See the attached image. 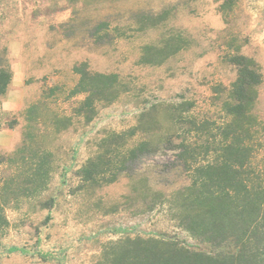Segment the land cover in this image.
I'll return each mask as SVG.
<instances>
[{
  "label": "rangeland",
  "instance_id": "rangeland-1",
  "mask_svg": "<svg viewBox=\"0 0 264 264\" xmlns=\"http://www.w3.org/2000/svg\"><path fill=\"white\" fill-rule=\"evenodd\" d=\"M138 15L150 20L141 23ZM178 39L181 48L161 63H141L145 46L170 40L176 49ZM236 53L254 60L261 74L252 114L264 146V0H0V58L11 72L0 94V204L8 222L0 264H98L102 247L125 236L184 238L168 214L170 197L188 185L177 151L162 145L113 182L106 174L98 184L84 183L79 170L106 152L111 135H122L120 152L144 138L182 136L190 126H173L172 108L186 109L183 117L215 133L227 121L222 103L236 77L228 57ZM79 65L116 76L115 95L96 102L89 121L75 114L82 95L69 94ZM49 88L54 94L46 98ZM33 104L37 126L19 152L24 113ZM144 112L148 134L129 137ZM263 149L254 159L258 167ZM36 150L49 153V175L43 189L26 195L20 186ZM155 192L164 201L152 203Z\"/></svg>",
  "mask_w": 264,
  "mask_h": 264
},
{
  "label": "trees",
  "instance_id": "trees-1",
  "mask_svg": "<svg viewBox=\"0 0 264 264\" xmlns=\"http://www.w3.org/2000/svg\"><path fill=\"white\" fill-rule=\"evenodd\" d=\"M138 16L141 23L150 20L144 15ZM105 28L99 27L97 34ZM177 42L176 49H172L170 40L162 47L145 46L141 63H161L165 56L181 48L182 41ZM228 62L236 69V77L222 103L227 121L215 133L209 130L208 124L199 126L191 118L183 117L186 109L172 108L171 124L190 126L187 133L177 137L172 131L159 136L158 141L144 138L122 152L116 143L122 135H111L104 140L106 152L89 159L79 170L84 183L98 184L106 180V174L111 176L106 182H113L119 172L128 170V165L157 152L163 145L167 150L177 151L178 166L188 174V185L170 197L171 213H168L184 238L167 233L125 236L102 247L98 264H264V165L254 164L264 146L256 137L257 123L252 114L262 79L251 58L236 53L228 57ZM73 72L79 78L69 94L83 97L75 114L89 121L95 114V103L106 102L115 95L116 76L91 74L84 65L74 67ZM10 79L9 67L0 58V94L6 91ZM53 94V88L43 91L46 98ZM37 109V104H33L25 110V142L19 152L26 150L27 139L36 129ZM149 114H140L137 124L127 133L129 137L148 134ZM69 121L56 119L55 124L67 125ZM193 131L195 135L189 136ZM48 156L44 151H32L24 181L19 185L23 194L45 187ZM13 182L9 179L4 183L1 195L8 192ZM152 196V203L165 199L161 192ZM7 226L0 204V237Z\"/></svg>",
  "mask_w": 264,
  "mask_h": 264
}]
</instances>
